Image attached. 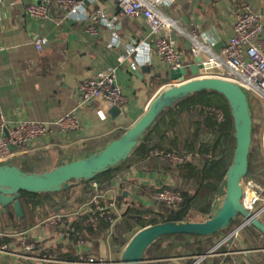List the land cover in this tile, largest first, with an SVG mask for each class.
<instances>
[{
    "label": "crops",
    "instance_id": "0c3cea01",
    "mask_svg": "<svg viewBox=\"0 0 264 264\" xmlns=\"http://www.w3.org/2000/svg\"><path fill=\"white\" fill-rule=\"evenodd\" d=\"M12 1L13 5L10 3ZM32 1L35 0H8V3L0 5V116L11 121L32 118L52 123L74 113L78 117L79 127L63 133L52 125L48 141L40 140L16 148L14 156L44 150L55 160L57 150L81 146L91 140L127 130L146 113L161 92L175 83L173 80L171 83L165 82L166 72L170 69L156 53L143 16L124 15L116 0L87 1L85 13L90 14L95 8L102 7L119 17L122 28L121 43L117 47L111 45L113 32L110 28L99 26L97 33L92 34L87 30V18H62V12L56 4L51 7L52 17L49 19L30 16L25 6ZM246 4L255 6L264 15V0H175L168 6L165 13L175 18L183 30L176 31V39L177 49L184 62L187 65L193 63L190 46L194 30L213 34L218 40L214 50L218 52L231 34L237 9ZM40 35L46 36L48 43L38 51L33 39ZM130 45L138 46L139 49L132 53L130 59L121 61L122 54L127 52ZM132 61L136 62L137 69L132 68ZM109 66L117 68V80L126 96L125 103L119 105L120 113L116 115L111 114L113 106L102 98H96L90 104H81L77 98L79 83ZM192 77L189 72L185 79ZM258 137V147L264 155L261 131ZM154 158L158 161L157 165L133 167L117 178L120 181L114 186L120 196L126 197L121 200L123 212L130 203L158 209L153 197L136 193L140 186L148 189L176 187L178 179L173 178L162 166L166 161ZM123 218L124 214L117 221L113 234L108 237L103 230L91 232L82 220L70 217L77 232L90 244L91 254L115 261L121 260L125 249L118 253L112 245V237ZM43 220L21 230L0 229V233L4 234L0 241L10 246L8 252H0V264L24 262V258L19 257V254H26L23 237L38 243L39 249L34 254L43 248L45 253L59 260H71L77 256L75 246L60 242L58 227L39 225ZM236 240L241 242V236L237 234ZM250 252L239 250L224 254L246 256ZM246 263L250 264L248 260Z\"/></svg>",
    "mask_w": 264,
    "mask_h": 264
},
{
    "label": "trees",
    "instance_id": "16d2710c",
    "mask_svg": "<svg viewBox=\"0 0 264 264\" xmlns=\"http://www.w3.org/2000/svg\"><path fill=\"white\" fill-rule=\"evenodd\" d=\"M252 96L251 93L247 94L249 105L255 100ZM253 108L255 109L250 108L253 138L249 167L242 181L252 179L264 187V155L258 147L263 109L259 106ZM221 109L225 113L224 121L217 120V112ZM125 131L91 140L81 146L74 145L57 150L55 160L47 151L41 150L18 154L7 164L15 165L27 173H43L102 150L109 142L122 136ZM234 134L231 107L223 94L212 90L192 93L167 108L155 120L127 159L97 174L94 178L73 179L68 182V186L54 192L35 193L21 190L18 200L22 204L24 215L17 214L13 203L6 207L0 206V229H24L49 215L91 198L95 193L94 181L98 183L100 190H106L112 186L115 179L133 167L148 168L157 165L158 161L151 156L154 148L180 151L192 156L189 162L180 166L162 163L171 176L178 179L176 187L173 188L183 192L184 201L178 208H172L156 201L160 187L137 188V194L144 193L153 197L158 209L153 210L144 205L130 203L123 212L124 218L112 237L114 251L122 252L135 233L150 225L169 221H206L216 211L217 202L223 200L226 195L227 172L236 150ZM127 186L126 183L125 187ZM262 197L264 198V191ZM120 199L125 200L126 197L121 195ZM194 214L199 219H193ZM262 220L264 221V213ZM242 222L243 217L238 214L226 227L209 235L177 233L161 236L149 245L144 255L145 262L142 264H193L195 256L207 254ZM88 229L94 232L93 228L88 227ZM238 235L242 238L241 242L236 240V236H232L228 242L221 244L212 252L220 255L206 256L202 264H247L246 260L250 264H264L263 232L254 225L248 224L239 231ZM227 243L229 246H226ZM239 250L252 252L246 256L224 254Z\"/></svg>",
    "mask_w": 264,
    "mask_h": 264
},
{
    "label": "built area",
    "instance_id": "2783aa9c",
    "mask_svg": "<svg viewBox=\"0 0 264 264\" xmlns=\"http://www.w3.org/2000/svg\"><path fill=\"white\" fill-rule=\"evenodd\" d=\"M94 0H35L26 4V12L38 19L52 17L51 7L56 4L62 12V18L79 20L87 18L88 32L95 34L99 26H106L113 32L112 47L121 43L120 30L122 22L118 16L102 7L95 8L86 15L85 4ZM175 0H116L119 10L127 16L141 15L147 23L156 53L161 57L169 69H179L187 64L182 54L177 49L176 31L182 32L180 24L175 18L167 15L165 9L171 6ZM8 3V0H0V5ZM11 5L14 2H10ZM217 38L211 33H201L194 30L191 35V53L193 59L202 57L204 68H201L202 76L219 77L232 81L241 86L247 93L262 101L263 120L261 128V140L264 144V15L249 4L239 7L232 24L231 34L218 52L214 50ZM35 48L41 51L48 43L46 36H35L33 39ZM139 49L130 45L127 52L122 54L120 60L130 59L132 53ZM132 68L137 69L136 62L132 61ZM117 68L109 66L98 71L93 76L82 80L77 89L79 103H92L96 98H102L110 105H121L126 101L122 87L117 80ZM225 113L221 109L217 112V120L224 121ZM55 125L63 133L76 130L79 120L76 114L69 113L50 123L32 118L18 121L8 120L0 116V164L7 162L14 156L16 148L31 145L36 141H48L51 126ZM7 130V135L5 134ZM151 156L161 158L171 166H180L191 160V155L180 151L154 148ZM119 179L113 181V186L106 190H100L96 181L93 182L94 195L85 202L78 203L66 211L53 214L41 221L42 226H56L59 228V240L64 245H72L77 248V256L71 260H59L58 258L40 249L38 243L22 238L23 248L26 254H19L24 262L18 264H49L53 262L64 264H122L120 261L109 260L103 256H95L90 253V244L77 232V228L70 217L83 221L94 230H103L108 237L113 234L117 221L123 215L120 192L116 185ZM242 203L251 212H257L259 218L264 213V187L250 179L242 181ZM156 201L164 203L172 208H178L184 201V194L171 186H162L157 192ZM262 208L260 211H258ZM105 223L107 226L103 224ZM239 232V231H238ZM238 232L232 236H236ZM4 234L0 233V239ZM231 236V237H232ZM230 237V238H231ZM229 238V239H230ZM226 240L223 243L229 241ZM229 244V243H227ZM10 246L0 241V252H8ZM213 252V251H212ZM209 255H214L213 253ZM205 255L195 256L193 264H202Z\"/></svg>",
    "mask_w": 264,
    "mask_h": 264
},
{
    "label": "water",
    "instance_id": "95a60500",
    "mask_svg": "<svg viewBox=\"0 0 264 264\" xmlns=\"http://www.w3.org/2000/svg\"><path fill=\"white\" fill-rule=\"evenodd\" d=\"M201 68H204L202 57L196 56L192 64L167 71L165 82L171 83L173 80L175 83L161 92L150 104L146 113L122 136L109 142L98 152L43 173H27L15 165L0 164V206L6 207L13 203L17 214L23 216L22 204L18 200L21 190L35 193L54 192L68 186V182L73 179L90 180L94 178L97 174L127 159L139 139L167 108L192 93L212 90L227 98L235 126L236 150L227 172L225 197L217 202L216 211L206 221H169L139 230L123 250L121 262L122 264H142L145 262L144 255L147 248L159 237L177 233L209 235L226 227L238 214L243 217V222L214 246L207 255L248 224L254 225L264 234V221L257 216V212L249 211L242 203L244 194L242 179L248 172L253 138V120L247 93L240 85L232 81L219 77L202 76ZM189 72L193 77L185 79ZM119 113L120 106H113L111 114ZM5 134L7 135V130ZM11 149L15 150L16 147L11 146Z\"/></svg>",
    "mask_w": 264,
    "mask_h": 264
},
{
    "label": "rangeland",
    "instance_id": "374dc122",
    "mask_svg": "<svg viewBox=\"0 0 264 264\" xmlns=\"http://www.w3.org/2000/svg\"><path fill=\"white\" fill-rule=\"evenodd\" d=\"M247 94H250L249 92H247ZM255 100H253L252 101V103H250V108H251V110H254L255 108H253V107H257V106H259V107H262V101L259 99V98H257V97H255V96H252ZM257 121L258 122H260V120H258L257 119ZM165 161V160H164ZM256 182V181H255ZM258 183V182H257ZM86 201V200H85ZM85 201H83V202H85ZM75 206V204H73V205H71V206H69L68 208H70V207H74ZM67 208V209H68ZM67 209H65V210H62V211H59V212H57V213H60V212H63V211H66ZM57 213H54V214H57ZM53 215V214H52ZM50 216V215H49ZM48 216V217H49ZM48 217H46V218H48ZM193 219H199V217H197V215H195L194 214V216H193ZM223 244V243H222ZM226 246H229L228 244H226ZM214 255H220L219 253H215Z\"/></svg>",
    "mask_w": 264,
    "mask_h": 264
}]
</instances>
